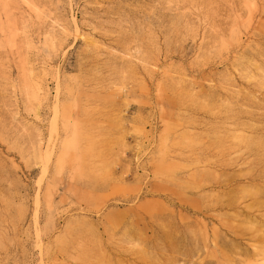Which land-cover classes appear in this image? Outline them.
Masks as SVG:
<instances>
[{
	"label": "rangeland",
	"instance_id": "374dc122",
	"mask_svg": "<svg viewBox=\"0 0 264 264\" xmlns=\"http://www.w3.org/2000/svg\"><path fill=\"white\" fill-rule=\"evenodd\" d=\"M0 264H264V0H0Z\"/></svg>",
	"mask_w": 264,
	"mask_h": 264
}]
</instances>
